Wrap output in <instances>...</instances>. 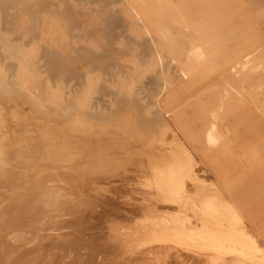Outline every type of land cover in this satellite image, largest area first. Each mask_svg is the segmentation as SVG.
<instances>
[{
    "label": "rangeland",
    "instance_id": "374dc122",
    "mask_svg": "<svg viewBox=\"0 0 264 264\" xmlns=\"http://www.w3.org/2000/svg\"><path fill=\"white\" fill-rule=\"evenodd\" d=\"M216 1L188 0L187 5L190 8V12L183 18L184 20L182 19L183 24L181 25H185L182 26L185 28H183L184 31L186 30V32L188 31L191 35H194L191 37L187 32L190 36L187 38L189 52L183 58L182 62L184 63L180 64V73L176 79V82L179 81V85L174 82L170 86L168 84L165 86L176 92L162 102L163 107L161 106L163 113L174 110L175 114L171 120L166 121L167 124L162 126L163 129L161 127L160 131L154 135H147L140 132L139 129L136 131L137 127L135 126L133 129L137 135L131 136V131L128 130L130 136L126 134L124 139L118 136L104 138L105 140L103 141L106 143L112 141V143H109L110 146L107 144L109 147L100 139L101 142L92 140L96 144L89 142L90 144L86 146L83 139L76 138V140L70 137L72 140H82L80 142L83 143V146H81L80 142L78 144V142L75 143L73 141L78 146V148L76 147L77 150L75 149L76 151L74 150V144L72 143L73 145H71V139H68L69 136H67V144L69 145L70 143L71 147L74 146L71 149L70 146L67 147L68 150H66L67 152L65 151L66 154L71 151L70 156L67 154L69 157L66 156L67 158H65L66 154L60 152L62 157H48L49 159L46 157L42 159L41 153H39L40 150H36L39 153L37 156H39L36 157V154L33 153L35 155V157L32 156V158H35L34 160L27 155L31 151L25 153L29 159L28 161L26 157H23L25 156V148H23V155L21 153L20 155L17 154V152L23 151L22 145L20 146L19 144L23 143L25 145L26 143L17 141L21 136L17 140L15 138L16 142L12 137L18 136L17 134L19 133L20 135L22 132L26 134L25 128L29 130L28 134L31 133L30 135L32 136V132L34 130L37 131L41 127L44 119L46 124L49 121L37 114L36 117L39 116L40 118H36L33 115V111L28 115L29 106L27 107L26 104L25 107L22 105L24 108L21 107L18 104V102L22 104L23 102L21 101H17V104L15 101V103H9L12 104L10 106L6 100H0L1 103L5 101L3 104L6 105L3 106L8 110H13L11 107L14 106L15 111L21 113L22 110H26L27 113L25 115V111H22V115L20 113L17 114L18 116L20 115L19 121L17 120L19 123L15 122L16 119L12 120V122L11 119L8 120L10 130L11 127H15L12 130H16L15 135L12 130L11 133L9 132L11 134L9 137L13 140H11V144L13 142L12 145L20 148H16L20 150L16 152L13 150L15 148L10 145V149L13 151L10 152L9 149L8 152L10 154L15 152L16 154L11 155L15 159H17V156L26 159L19 158L15 161L9 156L8 160L11 159L16 164L20 160V164L23 163L24 165H15L14 162L9 160L7 169L9 172L11 171L10 173L14 177L11 176L9 179L11 183H7L8 185L5 184L6 180H1V184L3 182L4 184H0V216L3 215L4 217L3 219L2 216L0 217L1 223L4 220L2 224L0 223V264H224L220 260H213L214 254L212 251L204 249L197 243L183 241L175 237V233L179 232V230L181 231L182 228L189 230V233H196L200 230L201 224L197 211L208 197H213L212 199L215 200L216 204H219V207L221 206V213L231 212L238 214L237 216L241 215L239 216V218L241 217L240 226L244 225L242 223L247 218L249 219L250 215L258 214L257 211L259 209L257 206L260 208L259 212H264V205L263 207L259 206L262 202L264 204V49L260 52V60L258 59V62L256 60L245 61L244 54L246 49L253 47L257 43V39L252 33L254 26L244 24L246 19L242 21L245 16L240 13L239 9L225 10L224 2L226 0ZM230 1L233 2V0ZM229 12L231 13L229 14ZM220 13L221 15H218ZM209 24H212V26ZM181 25L176 24L177 31L180 30L179 27ZM208 27L209 29H207ZM35 44H37L36 41L28 43L30 47ZM28 52H31L30 48ZM205 55H208L207 57L209 58H205ZM210 58L211 60H206ZM246 62H248V65ZM252 72H257L259 76L254 82L253 79L249 80V78H246L248 73ZM245 73L246 75H243ZM183 74L186 75L183 76ZM44 76L46 75L43 73L41 78H46ZM238 78L240 80H237ZM246 79L247 81H245ZM180 82L184 85L183 87ZM202 82L206 83L203 85ZM28 83H30L28 80L21 81L20 86L23 88L28 86V90H31L30 92L34 94L36 87L34 86L35 88H33L32 83H30L32 89ZM174 84L178 89L175 88ZM195 86H197V89H195ZM184 87L185 90H183ZM187 90H190V93ZM191 90L197 93L198 96H192ZM184 92H188L189 95L186 96ZM193 97L196 100V104L192 103ZM190 104L191 107L189 106ZM43 105L47 107L46 103ZM44 106L41 107L42 110H45ZM200 108L202 113L199 111ZM255 109H258L256 112L259 111L257 117L260 120L256 119L257 113L255 114ZM30 110L28 112H31ZM221 113L223 114L221 115ZM225 113L228 118L224 115ZM252 113L255 117H253ZM229 119H232L231 124H229ZM28 121H30V124ZM45 122L43 126H46ZM204 122L208 125L204 126ZM250 122L252 125H250ZM38 123L41 125H38ZM173 123L175 124L173 125ZM18 124H20L19 128ZM49 124H51V127L53 125L57 128L51 122L47 126H50ZM178 125H180L179 130L177 129ZM191 125L194 126L192 127ZM34 126L36 127L34 128ZM37 127L38 129L36 130ZM252 127H255L256 130H253ZM49 128H40V130L47 132ZM56 128H52L48 132H53L54 136L59 138L58 136L61 137V135L57 134L60 131ZM54 129L57 132H54ZM18 130L21 131L19 132ZM40 130L36 134L38 136L44 135L45 131L40 132ZM208 133L209 135L207 136L206 134ZM25 134L22 136H25ZM36 134L35 132L33 133L34 137L37 138ZM30 135L27 138L31 140L22 137L24 141L26 139L28 145L30 141L36 142L33 141L36 139L32 140L33 137L30 138ZM138 135H141V138ZM220 135L221 137L219 138ZM41 138L38 137L37 142ZM133 138L135 141H133ZM139 138L140 140H138ZM250 138L254 142H251ZM22 139L20 138V141ZM141 140L145 143L146 141L148 142L143 144L144 142L142 143ZM138 141L141 143L139 144ZM216 141H219L220 145ZM222 141L223 144H221ZM40 142L36 143L35 146L40 144ZM42 142L38 145L41 149L45 146ZM113 142L118 144L115 143L111 147ZM128 142L131 144H128ZM15 143H19L18 146ZM153 143L154 145H152ZM255 143L256 147L253 146L254 148H252L255 149L253 150L251 145ZM142 144L146 146L144 147ZM247 144L249 146H246ZM208 145L210 146L208 147ZM244 145L245 147H243ZM31 146L33 147V144ZM35 146L34 148L37 149L38 147L36 146V148ZM155 147L157 148L155 149ZM47 153L49 152L47 151ZM44 154L42 156L46 155ZM250 154H254L255 158L253 155L250 156ZM216 165H219V170L218 168H213ZM180 166L183 167L187 176L182 179L176 189V186L173 185L171 174L175 168L179 169ZM166 183L171 186V189L168 190ZM165 187L166 189H164ZM240 187L243 188L241 189L242 192ZM246 190H250L252 193ZM245 192L252 195L247 197L248 194ZM255 192H258V195ZM47 193L48 196H46ZM234 194L237 196H233ZM242 194L246 197L245 199ZM24 196L27 199L32 198L31 200L28 199V202H33L36 196H40L44 200L41 199L40 201V198H37L38 200L35 198L34 204L25 202L29 204L27 210V208L25 209V204L24 208L22 207V200H26ZM241 196L243 201H239ZM250 196L252 197L250 198ZM255 196V200H250ZM45 197L51 198L50 203ZM9 201L13 203L9 204ZM19 201L22 202L19 203ZM17 202L21 206H16ZM35 202L37 204L43 202L44 204H39V206L36 204L35 206ZM47 203L50 205H47ZM29 206L35 207L34 209L40 211L34 212V209L32 210ZM55 206L58 208L56 209ZM20 207L21 209H18ZM242 207L249 209L242 210ZM16 208L18 211H15ZM46 208L50 209V211L48 212ZM24 209L27 211L26 213ZM30 209L33 212H30ZM43 209L46 210L44 211ZM51 209L55 210L52 211ZM20 210L24 212V215ZM249 210L250 212L246 213ZM15 212H19L17 217ZM11 213H14L12 218H10ZM27 214H32V217L29 216L31 219ZM25 216H27V219ZM25 220H27L26 223L24 222ZM12 221L17 223L12 224ZM16 224H18L17 227L15 226ZM12 229L13 231H11ZM124 235L129 236L127 243L123 241ZM258 239L256 238L255 240L257 245L261 247V245H264V240ZM6 253H8L9 257ZM1 257H4V259ZM208 258L211 260H207ZM5 260L7 263H5Z\"/></svg>",
    "mask_w": 264,
    "mask_h": 264
},
{
    "label": "bare ground",
    "instance_id": "6f19581e",
    "mask_svg": "<svg viewBox=\"0 0 264 264\" xmlns=\"http://www.w3.org/2000/svg\"><path fill=\"white\" fill-rule=\"evenodd\" d=\"M187 3L188 0H0V100L1 99L6 100L8 104L15 102L17 104V101H21L23 102L22 104L18 102V104H20L21 107H23L22 105H24L25 107V105L27 104V107L29 106V108L31 109L30 110L28 108V110L31 111L28 112L27 110L28 115L33 111L34 113L33 115L35 117L37 114L40 117L46 118L49 121L46 124L44 119L46 126H43L44 122L43 123L40 122L42 125L38 123V125L39 124L41 125L40 127L41 129H45V128L48 129V127H50L51 129L49 128L48 130L50 131L52 130V128H56L53 125L51 127V124H49L50 126H47L48 123L51 122L55 124V126H57L56 129L59 130L60 133L63 132L62 133L63 137L62 134L56 133L57 135H61L62 137L61 138L60 136H58L59 138H57L56 136H54L52 131H51L52 133L48 131L47 133L45 130L42 131L40 130V128L38 129L37 127L36 130L38 129L40 130V132L45 131L44 132L45 134L38 136L36 134L39 133L38 130L37 131L34 130L37 136L36 138L34 137L35 135H33L34 132H32V136H31L30 135L31 133L28 134L29 130L25 128L26 130L24 131H27L26 134L25 132H22V134L20 135L19 133L18 134L16 133L18 136L12 137V139L14 138L13 140H15V138L17 140L18 137L21 136L17 141L26 143V144L24 143L26 146L23 145V143L21 144L18 143L20 146L22 145L21 146L22 150L23 148H25L26 151L24 152L23 150L21 152H17V150H19L20 148L16 147V145H12L13 144V142L11 144L12 139L11 137H9L11 135L10 133L12 128L15 129V127H11L10 130V126L8 127V123H9L8 120L11 119L12 122V120L14 121L16 119L15 120L16 122L18 119H20L19 117L20 115L19 116L17 115L20 112L15 111L14 106L11 107L13 108V110L11 109L8 110L6 109V107H4L6 105L3 104L5 101H2L3 103L0 102V184L4 180L7 181L5 183L6 185H8L7 183H11V180L9 179L11 178L12 174L10 173L11 171L9 172V170L7 169V163L9 162V160L15 159L11 157V155L16 153L14 152L13 154H10V152L13 150H15L18 155L24 152L25 156L23 157H26L28 155L30 156L29 158L33 160L35 158H32V156L35 157L34 154H36V157H38L39 155L37 156V154L39 153H41L42 159H45L46 157L47 159H49L48 157L58 158V157H62L60 152L66 154L67 152L66 150H68L67 147L69 146L70 149L75 146L74 150L75 149L77 150L78 146L74 144V142L75 143L78 142L79 144V142L82 140L78 139L79 141H76L77 140L76 138L83 139L84 145L87 146L90 143H95L92 142V140L95 141L100 139L102 142H105L103 140H105L104 138H107L108 136H113V137L118 136L124 139V136L129 132L128 130L131 131L130 132L131 136H133L134 134L137 135L133 129V127L135 126L137 127L136 131L139 129L140 132H143L147 135L150 134L154 135L157 132H159L161 127L167 124L166 121L171 120L172 116H174L175 114L174 110L167 111L166 113L162 112L163 109L161 108L162 102L166 101L170 96H173V94L176 92L173 91L170 87H165V86L167 84L170 86V84L176 82V79L181 69L180 64L184 63L182 62L183 58L185 54L186 53L188 54L189 52L187 38L190 36L192 37L194 35V34L191 35V33L187 31L190 34L189 36L186 30L185 31L183 30L184 27L182 26L185 25H181L183 24V20H184L183 18L187 16L188 12H190V8L187 5ZM224 6L226 8L225 10L232 8L239 9L240 13H243L245 16V18L242 19V21L246 19V21H244V24H250L254 26V30L252 31V33L255 35L257 39V43L253 47L246 49V53L244 54L245 57L244 60L245 61L256 60L258 62V59L260 60V52L264 49V0H233V2H231L230 0H226L224 2ZM204 10H205V5H204ZM230 13L231 12H229V14ZM218 15H221V13ZM176 24L181 25V27H179L180 29L179 31H177ZM209 25L212 26V24ZM207 29H209V27ZM32 41H36L37 44L30 47L28 43ZM29 48L31 52H28ZM207 56L205 58H209ZM223 59L226 60L225 58ZM206 60L209 61L211 60V58ZM246 63L248 65V62ZM43 73L46 75L44 76L46 78H41V76H43ZM186 74H183V76ZM243 75H246V73ZM246 78H249V80L253 79L254 82L256 79L259 78V76L257 72H252V73H248V77ZM24 80H28L30 83H32L33 86L30 83H28L30 84L29 87L30 88L36 87L37 92L35 91L34 94H32L30 92L31 90H28V86L25 88L20 86L21 81ZM237 80H240V78H238ZM245 81H247V79ZM178 82L176 83L179 85ZM180 83L182 85V82ZM183 86L184 85H182V87ZM195 87L194 88L197 89V86ZM175 88H177L176 85ZM183 90H185V87ZM187 91L189 92L190 90ZM188 92L187 93L184 92L186 96L189 95ZM192 93H191L192 96L194 95L198 96L197 93L194 92ZM193 98H192L193 101L192 103H195L196 100L195 98L194 99ZM44 103H46L47 107L43 105ZM9 105L11 106L12 104ZM43 106L45 107V110L41 109V107ZM189 106L191 107V104ZM220 106L222 105L220 104ZM168 107L170 108V106ZM258 109H255V114L257 113L256 119L258 118L257 116L259 111L256 112V110ZM22 111H25L24 114L27 115L26 110H22ZM22 111L21 113H23ZM199 111L200 113H202L201 108L199 109ZM222 114L223 113H221V115ZM224 115L227 116L226 113ZM222 117L226 118L224 116ZM253 117L255 116L253 115ZM25 118H23V120ZM200 120L202 119L200 118ZM258 120L260 119L258 118ZM28 122L30 124V121ZM229 122H230L229 124H231L232 119ZM175 123H173V125ZM19 125L20 124H18V128ZM205 125L208 124L205 123L204 126ZM250 125H252L251 122ZM36 126H34V128ZM191 126L193 127L194 125ZM28 127H30V125H28ZM179 127L180 125H178V128L177 127L176 128L179 130ZM255 127H252L253 130H256ZM56 129H54L55 131L54 130L53 131L57 132ZM204 129L203 131H205ZM15 131L12 130V132H14V135H15ZM23 134H25V136H22ZM28 135L31 136L30 138L33 137L32 140L34 138L36 139L33 140L36 141L35 143L30 141V143L32 142L33 147L31 146L32 144L30 145V143H29L30 146L28 145L26 139L24 141L25 137L26 138L29 137ZM141 135L138 136L141 138ZM206 135L208 136L209 133ZM41 136H43V138H41ZM67 136H69L68 139H71L70 137L76 139V140L71 139L72 141L70 140L71 145L74 144L73 147H71L70 143L69 145L67 144L68 143ZM22 137L24 138L22 139ZM38 137H40L44 142H42L41 139L38 140L37 142ZM220 137L221 135L219 136V138ZM20 138L22 139L21 141ZM140 138L138 140H140ZM27 139L31 140L29 138ZM65 139L67 140V142H65L66 141ZM57 140L59 141L62 140V141L59 142ZM128 140H132V139H128ZM219 140L221 141V139ZM251 140L252 139L250 138V141ZM40 141L45 144V146L43 145L44 147H42V149L41 147L40 148L38 147V145L41 144ZM133 141H135L134 138ZM39 142L40 144L36 145L38 147L37 148L35 144ZM110 142L112 143V141ZM141 142L138 141L139 144ZM147 142L148 141H146V143ZM216 142L218 143L219 141ZM80 143L81 146H83L82 145L83 143L82 142ZM109 143L105 142L106 145L108 144L110 146ZM115 143L113 142L111 147L114 146ZM146 143L144 142L143 144ZM64 144H67L68 146ZM128 144L131 143L128 142ZM221 144H223V141L221 142ZM10 145L12 148L15 149L11 150ZM152 145H154V143ZM255 145L256 143L254 145H251V148ZM34 146L37 149H35ZM209 146L210 145H208V147ZM246 146L249 145L247 144ZM102 147L104 148V146ZM218 147L220 148V146ZM243 147H245V145ZM156 148L157 147H155V149ZM9 149L10 152H8ZM248 149L250 148L248 147ZM252 149L251 151L253 152V150L255 149L253 150ZM36 150L37 151L40 150V152L38 153L36 152ZM27 151H31V152L27 153ZM41 151L42 152L44 151V153L46 152L45 154L48 156H46ZM47 151L49 153H47ZM78 151L80 150L78 149ZM68 152L69 153L67 154L70 156L71 151ZM25 153H27V155ZM43 154L45 156H42ZM67 154L65 155V158H67L66 157L68 156ZM224 154H225V150H224ZM254 154H250V156L253 155L254 157ZM9 156L11 157V159L8 160ZM14 156L16 157V155ZM23 157L17 156L16 158L23 159ZM17 159H15V161H17ZM27 160L29 161L28 158ZM15 161H12L14 162L15 165L20 164L21 162L19 160L18 163L16 164ZM22 164L23 163H21L20 165ZM216 166L213 168H218L219 165ZM186 176L187 175L182 166H180L179 169L175 168L172 171L171 177H172L173 185L176 186V189H177V185ZM166 187L168 188V190L171 189V186H169L168 183H166ZM166 187L164 189H166ZM241 189L243 188L240 187V191ZM250 190H246V191L252 193V191ZM258 192L255 193L258 195ZM249 195L252 194H248L247 197H249ZM46 196H48V193ZM233 196H237V195L234 194ZM242 196H244V194H242ZM242 196L240 197L241 199H239V201H241L243 198L244 199L246 198L245 196L242 198ZM251 197L252 196H250V198ZM35 198L36 199L40 198V196L39 197L36 196ZM35 198L34 200L36 201ZM212 198L208 197V199H206L203 202V204L199 207V210L197 211V215L200 220L199 222L201 224L200 230L196 233L195 232L189 233L190 232L189 230H185L184 228H182L181 231L179 230V232L175 233V237L183 241L197 243L204 249L206 248L207 250L212 251L214 254L213 260H220L224 264H264V245H261V247L258 246L257 241L255 240L256 238L257 239L260 238L258 240L261 239L264 240V212L263 213L259 212L260 208L257 206V208L259 209L257 211L258 214L257 215L254 214L252 216L248 214L250 215V218L249 219L247 218V220L244 218L246 221L242 223L244 225L240 226L241 217L239 218V216L241 215L237 216L238 214L236 215L231 212L221 213L222 211V208L220 210L221 206L219 207L218 206L219 204H216L215 200ZM253 198L250 200L252 201L255 200L256 196ZM25 199L27 201L21 199L23 202L19 201V203L22 202L23 208L26 205L25 207L26 209L27 206L29 205L26 204L29 198L27 199L25 197ZM41 199L42 197L40 198V201ZM45 199H47L48 203H50L49 201L51 198L49 199L45 197ZM33 202L29 201L28 203L34 204ZM10 203L13 202L9 201V204ZM48 203L47 205H50ZM18 204L16 206H21V204L19 205ZM36 204L37 203L35 202V206ZM39 204L42 205L44 203L39 202ZM39 204L37 205L39 206ZM223 205L225 204L223 203ZM263 205L264 204L262 202L259 206L263 207ZM32 206L29 207H31V209L33 210L35 207ZM18 209H21V207ZM18 209L16 208L15 211H18ZM31 209L30 212L40 211L36 209L31 211ZM46 209L43 210L45 211ZM245 209L248 210L249 208L242 207V210ZM47 211L49 212L50 209L49 210L47 209ZM20 212H22L24 215L23 211L20 210ZM26 212L27 211H25V213ZM247 212L249 213L250 210L246 211V213ZM17 213L19 214V212ZM17 213H16V217H17ZM42 213L44 214L43 211ZM242 213L244 214V212ZM11 214H12L11 217L8 215L10 218L14 216L13 215L14 213ZM1 216L3 219L4 218L3 215ZM27 216L32 217V214L31 215L27 214ZM27 216H25L26 219ZM6 218L10 220V218H8L7 216ZM21 218L23 217L21 216ZM24 222L26 223L27 220H25ZM13 223L14 222L12 221V224ZM17 225L18 224H16L15 226L17 227ZM11 231H13V229ZM127 235L126 236L124 235L125 237L123 239V241L126 243L129 241V236ZM6 254L8 255V253ZM4 257L1 258L4 259ZM210 258L212 259L211 256ZM210 258H208L207 260L210 261L211 260ZM5 263H7L6 260Z\"/></svg>",
    "mask_w": 264,
    "mask_h": 264
}]
</instances>
